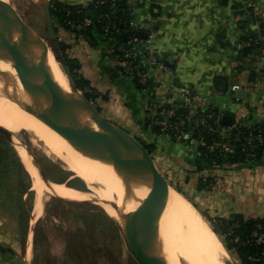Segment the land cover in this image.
Returning <instances> with one entry per match:
<instances>
[{"label": "crops", "instance_id": "1", "mask_svg": "<svg viewBox=\"0 0 264 264\" xmlns=\"http://www.w3.org/2000/svg\"><path fill=\"white\" fill-rule=\"evenodd\" d=\"M57 1L90 7L95 0ZM130 8L140 46L149 41V50L140 58L147 84L128 74L119 56L108 53L97 29L92 32L101 41L94 36L89 44L71 31L67 39L72 36L76 43L74 60L80 63L83 77L90 76L83 93L94 92L91 100L111 115V122L119 117L120 127H132L138 138L155 143L153 159L189 188L205 211H216L218 218L225 219L233 214L264 217V161L200 170L196 139L182 143L159 136L148 119L149 106H159L164 92H172L182 107L186 102L181 90L186 89L189 98L206 102L204 111L216 110L226 132L238 124L264 128V0H131ZM225 116H231L230 125L224 123ZM207 179L211 186L199 191V182ZM34 206L23 233L25 245L20 243L19 248L18 232L8 235L0 222V246L7 251L0 252V264H30V250L34 259ZM19 251L24 262L17 260Z\"/></svg>", "mask_w": 264, "mask_h": 264}, {"label": "bare ground", "instance_id": "2", "mask_svg": "<svg viewBox=\"0 0 264 264\" xmlns=\"http://www.w3.org/2000/svg\"><path fill=\"white\" fill-rule=\"evenodd\" d=\"M0 2L11 5L10 0ZM26 28L35 39L37 57L53 76L67 114L78 123H89L83 98L75 90L69 73L53 57L43 40L33 30ZM4 86L15 90L26 104L39 106L20 81L14 61L0 53V125L15 136L21 132L27 133L30 142L40 145L49 159L59 162L64 170L84 180L87 185L85 190H78L66 183L50 180L22 151L21 159L31 177V189L35 195L32 227L42 216L45 203L51 197L67 202L90 203L101 207L123 226L130 242L138 245V231L131 225L119 199L117 141L113 137L93 142L65 138L54 130L43 114L27 110L5 95ZM131 184L143 194L155 213L156 246L165 264L172 263L171 253L176 259L175 264H232L228 252L202 214L183 194L165 182L145 154H141L137 160ZM31 259L30 250L27 263Z\"/></svg>", "mask_w": 264, "mask_h": 264}, {"label": "rangeland", "instance_id": "3", "mask_svg": "<svg viewBox=\"0 0 264 264\" xmlns=\"http://www.w3.org/2000/svg\"><path fill=\"white\" fill-rule=\"evenodd\" d=\"M10 1L9 3L24 25L33 30L40 39H44L50 47L57 50L58 56L64 57L60 51V43L68 45L66 54L73 59L71 56L72 38L68 37L70 39H67L69 35L67 29L62 28L60 30L61 26L54 23L57 28L58 40L50 39L47 34L45 7L50 2V8H52L55 0ZM94 36L101 41V36L98 33ZM79 74L82 75V72ZM82 76L85 77V75ZM88 77L90 76H87V79H89ZM92 93L94 92H84L88 98ZM94 101H90L93 107L110 120L111 115L103 112L101 106ZM118 119L113 122L120 125V118L118 117ZM126 129L142 143V139L136 136L137 134L132 127ZM0 132L8 142V144H4L0 141V222L6 226L4 230L8 232V235L9 233L12 234L14 230L18 232L17 248H19L20 243L25 245L23 233L27 230V220L35 202V195L31 189V177L21 159L22 151L29 155L51 180L71 183L78 187L86 186L87 188V185L84 180L64 170L59 162L49 159L40 145L30 142V136L27 133L21 132L15 136L6 132L1 125ZM152 162L154 168L167 184L176 190L179 189L180 193L191 201L201 214L203 213L213 223H216L219 217L215 213L216 211H205L202 205L195 202L189 188H185L182 182L164 170L155 158ZM2 217L3 219H1ZM33 231L35 250L34 259H31L30 264H138L127 249L124 236L120 232L117 222L95 204L67 202L51 197L46 201L44 212L35 223ZM221 233L219 239L225 247L226 236L222 230ZM20 253L23 252H18L17 260L24 262L22 255H19ZM228 254L232 264H241L236 255L231 252Z\"/></svg>", "mask_w": 264, "mask_h": 264}, {"label": "water", "instance_id": "4", "mask_svg": "<svg viewBox=\"0 0 264 264\" xmlns=\"http://www.w3.org/2000/svg\"><path fill=\"white\" fill-rule=\"evenodd\" d=\"M90 16L91 18H96L97 13L90 11ZM45 21L48 37L57 40L58 33L52 18L50 2L45 7ZM26 27L28 26L20 21L11 5L0 2V53L14 61L20 81L39 106L26 104L15 90H11L7 86L3 87L5 95L13 99L19 106L43 114L54 130L65 138L79 142H93L113 137L117 141L119 147V162L117 166L119 199L127 211V217L131 225L138 231L139 244L131 243L125 228L117 223L118 228L124 236L127 249L138 264H165L161 259L160 250L156 246L155 213L143 197V194L139 193L131 184L139 156L145 154L152 165L153 157L143 143L133 137L130 132L106 119L99 110L93 107L83 91L76 87L65 58L56 55L43 39L53 57L69 73L75 90L83 98L85 111L90 121L89 123L81 124L69 117L53 76L47 66L37 57L35 39ZM241 93L239 92V94ZM223 121L225 124L230 125L231 116H225ZM191 125L192 123L190 122L189 126ZM45 176L47 175L45 174ZM47 178L49 177L47 176ZM66 184L78 190H85L71 183ZM171 258V264H175L176 259L172 253Z\"/></svg>", "mask_w": 264, "mask_h": 264}, {"label": "trees", "instance_id": "5", "mask_svg": "<svg viewBox=\"0 0 264 264\" xmlns=\"http://www.w3.org/2000/svg\"><path fill=\"white\" fill-rule=\"evenodd\" d=\"M69 8L71 11L76 9H84L85 11L89 8L81 6V5H66L60 4L57 0H55L54 5H52L51 14L54 23L60 25L64 29H68L73 31L75 34L83 35L90 43L94 40V34L92 28L84 31L79 32L75 28H71L66 26L64 19H65V9ZM56 9H60V11H56ZM102 9L100 8L97 10V13L100 14ZM90 15V14H89ZM113 18L119 23L118 27L123 31L127 28L128 22L130 21V12L125 6L123 2L118 3V12H116ZM57 31V28H55ZM100 33L102 32L101 26L99 24L96 25V28ZM102 34V33H101ZM130 34V33H129ZM132 36H135V33H131ZM121 42L124 44L127 43L129 37L126 34H123L119 37ZM58 40V39H57ZM53 52L57 55V50L51 47ZM68 49V45H64L60 43V51L64 54V58L66 64L69 68V72L73 77L74 83L78 89L81 91L85 90L89 86V81L85 79L82 75L79 74L81 70V65L77 60L71 59L67 56L66 50ZM85 97L91 101V96L85 94ZM184 112V109L180 110ZM209 112V113H207ZM207 112H200V116H205L207 114H211L212 117L208 119L207 126L204 128H199L198 130L195 129L194 125L192 124L189 126L187 124V131L190 134V138L192 140L196 139L197 141L203 142L204 145L199 147L200 156L197 159L202 163L199 166V169L205 168H219V169H226L231 168L235 164H245V163H263L264 161V142L260 140V137L264 136V128L258 126H251L248 124H239L233 127L231 130L226 132L223 129L222 122L217 120L216 110H209ZM148 127V126H147ZM149 127L155 131L159 132L157 127L151 126L149 122ZM209 127H214L217 131L216 133H210L208 131ZM190 139V140H191ZM235 139L237 141L235 142ZM0 141L4 144H8L7 139L4 135L0 132ZM189 142V141H188ZM143 145L150 153L153 155V152L156 149L155 143H147L146 141L142 140ZM185 143V142H182ZM219 143H227L232 148V152H227L223 150L221 147H217ZM1 152V146H0ZM214 162V163H212ZM211 186V180L207 179L205 181H200L198 184V190L208 189ZM86 189L85 187H81ZM181 192L179 189H177ZM202 216L205 220L209 223L210 227L213 231L217 234L218 237L221 236V230L223 234L226 236V240L224 241V245L228 252L236 255L241 264H264L262 261H251L249 259L250 256L254 254H260L264 251V245L255 244L254 239L252 236L253 230L256 225H260L264 229V217L259 218H245L241 214H233L230 219L225 218H217L216 223H213L210 218H207L206 215L202 213ZM111 220V219H110ZM112 221V220H111ZM113 223V222H112ZM0 252L5 253L7 252L0 246Z\"/></svg>", "mask_w": 264, "mask_h": 264}, {"label": "built area", "instance_id": "6", "mask_svg": "<svg viewBox=\"0 0 264 264\" xmlns=\"http://www.w3.org/2000/svg\"><path fill=\"white\" fill-rule=\"evenodd\" d=\"M119 2H123L125 4L130 12L131 17L127 25L128 29L123 31L118 27L119 23L113 18L114 14L118 12ZM130 3L131 0H95L90 4L92 10L97 11L100 8L102 9L101 13L98 14L96 19L91 18L88 10L85 11L84 9H76L71 11L69 8H66V17L64 22L66 26L75 28L80 33L90 28L94 29L96 28V25L99 24L101 26L103 40L108 46V53L119 56L124 62L127 73L131 76L138 75L139 82L143 85H146L148 82V76L142 70L140 58L144 52L149 50V41L147 42L146 46L141 47L136 35H131V33H135L136 26L133 21ZM56 11H60V9H56ZM68 31L71 32L70 30ZM123 34H126L129 37L126 44L121 42L119 38ZM80 37L82 41L84 40L89 44V40H87L83 35H80ZM262 39L264 40V34ZM71 45V56L74 59L77 57L76 50L74 48L76 43L72 41ZM171 93L164 92L161 94L162 101L159 106H149L148 119L151 126L157 127L159 129V136L171 139L175 142L187 143L188 141H192L190 134L187 131V124L191 122L195 126L194 128L197 130L199 128H205L207 126L208 119H210L212 115H199L200 112H206L204 110H207V104L204 100L197 101L189 98L188 90H181V93L185 95L184 100L186 102L182 107L176 103V99L173 98ZM181 109H184V112H181ZM208 131L210 133H216L217 130L214 127H209ZM260 140H263L264 142V136L260 137ZM236 141L237 139H235V142ZM193 144L194 148L197 150V155L200 156L201 154L199 152V147L204 145V143L200 141H193ZM218 146L227 152H232V148L227 143H219L217 147ZM252 236L255 244L264 245V229L260 225L255 226ZM249 259L251 261H262L264 263V251H262L260 254H254L250 256Z\"/></svg>", "mask_w": 264, "mask_h": 264}]
</instances>
